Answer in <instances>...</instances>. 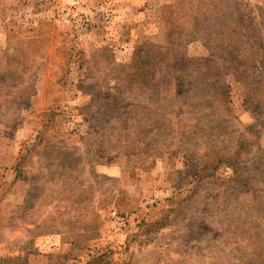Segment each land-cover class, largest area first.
I'll use <instances>...</instances> for the list:
<instances>
[{
  "label": "rangeland",
  "instance_id": "obj_1",
  "mask_svg": "<svg viewBox=\"0 0 264 264\" xmlns=\"http://www.w3.org/2000/svg\"><path fill=\"white\" fill-rule=\"evenodd\" d=\"M55 231L77 264H264V0H0L1 264Z\"/></svg>",
  "mask_w": 264,
  "mask_h": 264
},
{
  "label": "crops",
  "instance_id": "obj_2",
  "mask_svg": "<svg viewBox=\"0 0 264 264\" xmlns=\"http://www.w3.org/2000/svg\"><path fill=\"white\" fill-rule=\"evenodd\" d=\"M37 238L40 240L37 247L35 248L34 254H28V263L27 264H44L39 263V260L43 258L50 257H56L57 255L64 254L65 257L68 259L71 256L72 258H75L76 260H70L71 264H77L80 257H83L84 255L89 256V254H93L94 252V245L92 244V241L94 242L93 238L89 235H86L83 237V239H71L65 236V234L55 231L52 233H39L37 234ZM112 237H103L101 238V243H105L107 239ZM66 247V251H63ZM80 252V254H79ZM45 264H54L52 262H48Z\"/></svg>",
  "mask_w": 264,
  "mask_h": 264
},
{
  "label": "trees",
  "instance_id": "obj_3",
  "mask_svg": "<svg viewBox=\"0 0 264 264\" xmlns=\"http://www.w3.org/2000/svg\"><path fill=\"white\" fill-rule=\"evenodd\" d=\"M148 47H150L151 49L156 51L155 60H158L159 63H162V64H164V62H166V64H164V66H167V69L169 70V72L177 73V72H183L185 70V68H186L185 63L188 62V60L184 55H180V57H177L175 55L173 57V59H176L177 63H175V65H171L170 61L168 60V59H170V57H168L169 56V47L167 45L163 46V47L154 46V45L149 46L148 45ZM229 54L230 55L235 54L236 60H239V61H241L247 55L246 51L243 48H239V51H237L235 49L234 52H229ZM139 64H142V62H140ZM144 64H145V62L143 63V65ZM233 75H235V77H236V73H233ZM224 99L225 98H222L221 102H224ZM209 104L210 105H208V108H210L212 106L211 103H209ZM107 258H108V252H105L103 250L101 253H98V255H96L95 257H91L87 262H85V264H105ZM0 264H1V260H0Z\"/></svg>",
  "mask_w": 264,
  "mask_h": 264
}]
</instances>
